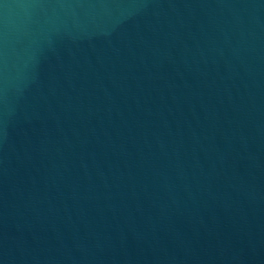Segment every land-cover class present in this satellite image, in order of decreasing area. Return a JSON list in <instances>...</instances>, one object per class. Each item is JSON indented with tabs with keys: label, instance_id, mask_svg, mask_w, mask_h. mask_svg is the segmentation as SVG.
<instances>
[{
	"label": "water",
	"instance_id": "1",
	"mask_svg": "<svg viewBox=\"0 0 264 264\" xmlns=\"http://www.w3.org/2000/svg\"><path fill=\"white\" fill-rule=\"evenodd\" d=\"M0 264H264V0H0Z\"/></svg>",
	"mask_w": 264,
	"mask_h": 264
}]
</instances>
